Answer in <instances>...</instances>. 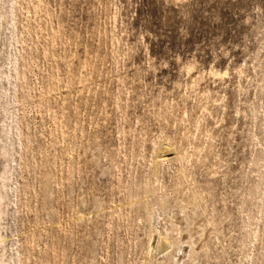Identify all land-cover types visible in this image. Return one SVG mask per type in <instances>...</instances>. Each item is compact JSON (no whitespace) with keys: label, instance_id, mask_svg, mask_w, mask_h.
Returning a JSON list of instances; mask_svg holds the SVG:
<instances>
[{"label":"rangeland","instance_id":"rangeland-1","mask_svg":"<svg viewBox=\"0 0 264 264\" xmlns=\"http://www.w3.org/2000/svg\"><path fill=\"white\" fill-rule=\"evenodd\" d=\"M0 264H264V0H0Z\"/></svg>","mask_w":264,"mask_h":264}]
</instances>
